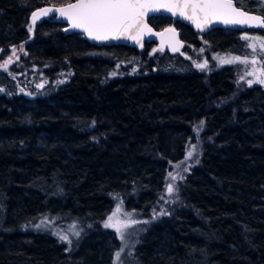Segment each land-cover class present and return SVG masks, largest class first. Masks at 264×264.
<instances>
[{"label":"trees","instance_id":"obj_1","mask_svg":"<svg viewBox=\"0 0 264 264\" xmlns=\"http://www.w3.org/2000/svg\"><path fill=\"white\" fill-rule=\"evenodd\" d=\"M70 1L0 0V61L23 46L0 69V264H112L106 215L123 204L146 218L170 172L179 197L135 225L121 264H264V86L240 85L236 65L200 69L180 53L90 44L51 18L31 24L35 7ZM186 30L205 57L241 50L237 31Z\"/></svg>","mask_w":264,"mask_h":264},{"label":"snow or ice","instance_id":"obj_2","mask_svg":"<svg viewBox=\"0 0 264 264\" xmlns=\"http://www.w3.org/2000/svg\"><path fill=\"white\" fill-rule=\"evenodd\" d=\"M161 9L171 13L173 16L179 15L181 18L191 21L201 31L214 22L225 25H248L250 27L258 26L264 28V18L249 15L245 11L238 9L234 6L233 0H75V3H67L64 7H45L33 11L32 23L35 25V22L41 16H47L55 11L59 13L60 17L69 22L72 29H79L89 39L107 41L123 38L133 40L139 44L141 43L140 38L144 34H156L152 33V29L145 18L149 12H159ZM65 30L67 31V29ZM29 31H32L31 27ZM165 31L175 33L173 28L165 29ZM244 39H249V37L245 36ZM253 39H259V37ZM248 47L252 48L254 52L256 51L255 43L249 44ZM259 47L261 53L264 54V40H261ZM16 51L15 48L12 49V55L3 64H0V69L7 71L8 65L13 62V57L15 56L16 59H19L16 56ZM20 51H23V46H21ZM217 59H219L221 64L233 62L249 63L247 58L242 60L238 56L230 59L217 57ZM251 63L256 65L259 61L254 56ZM206 65L207 62L205 61L204 64H197V67L203 69ZM258 72L259 75H257ZM246 75L255 77L254 80L247 81L250 87L253 83L264 85V78H261L264 77V70L253 68ZM0 91H3V89L0 88ZM192 149H195V145H192ZM192 155L193 151H189L186 159L191 158ZM185 171H187V168H185ZM169 177L172 181L177 179V175L171 172ZM166 188L169 195L176 191L173 183L167 184ZM163 198L162 196L161 199ZM117 212H119V209H117ZM115 216L116 213L109 216L104 227L114 228L119 238L123 241V229L127 228L129 224L119 220L113 222ZM137 222L135 220L131 221L132 224ZM48 224V219L44 218L36 227L40 228ZM74 234L79 236V232ZM59 238L71 244L66 235H59ZM122 251L123 249L116 252L117 262L120 261Z\"/></svg>","mask_w":264,"mask_h":264},{"label":"rangeland","instance_id":"obj_3","mask_svg":"<svg viewBox=\"0 0 264 264\" xmlns=\"http://www.w3.org/2000/svg\"><path fill=\"white\" fill-rule=\"evenodd\" d=\"M244 1V0H243ZM249 6L251 8H253L254 10H257L258 13H261L264 15V0H252L249 2ZM258 8V9H257ZM239 39L242 40V44L241 46H237V49H241L240 52H231V51H213L210 50L209 51V55L207 57L206 53L207 49L206 48H201V49H194V45L193 44H189L188 41L186 40V42L184 43V47L181 49V51L179 52L180 55L184 58H189L190 61H198L195 62L194 64H204L205 61L207 62V65H210L211 63L214 64L217 67H221V66H225V65H236L238 68V74H237V82L242 85V84H246L248 85L247 81L249 80H254L255 77L254 76H249L246 75L247 72L252 71L253 68L259 69V70H264V54L261 53V49L259 47L261 40H264V31H240L239 33ZM247 36L249 37V39H244V37ZM259 37V39H253ZM199 39L203 40L201 37H199ZM199 39L197 41H199ZM255 43L256 44V51L254 52L252 48H249L248 45ZM230 46V45H229ZM186 47V48H185ZM15 48L16 51V56L20 55L23 51H20L21 46H13L10 48L8 56L12 55V49ZM185 48V50H184ZM157 50V48L155 46H150L148 48V52L149 53H153ZM240 57L242 60L244 58H247L249 63L248 64H242L240 62H233V63H228V64H221L219 59H217V57L220 58H225V59H230L232 57ZM255 56L256 60L259 61V63H257L256 65H253L251 63L252 58ZM6 59V58H5ZM8 59V58H7ZM16 57H13V60H15ZM133 61H129V63H132ZM4 61H0V64H3ZM122 64V65H120ZM124 62H117L116 69H113L111 71V74L115 75L118 74V67H122L126 66L124 65ZM207 67V66H206ZM134 67H130V70H133ZM257 75H259V72L257 73ZM264 78V77H261ZM253 84H258V83H253ZM252 84V85H253ZM261 85V84H259ZM264 86V85H262ZM201 142H199L198 140V134H194L192 141L189 143L186 153H185V160H191V159H196L198 153H199V147H200ZM192 145H195V149H192ZM189 151H193V155L191 158H187V154ZM177 175V179L175 181H172L171 178L168 179V182L164 185L163 189H162V195L160 196V198L158 199V201L155 203V209L152 208V210L150 209V207L147 208L146 212V218L144 219H140L138 216H136L135 212L133 213L131 206H127L125 208V206L123 204H115L113 205L112 209H110V211L108 212V214L106 215L105 219H104V224L105 222L108 220L109 216H112L113 213H116V216L113 218V222H115L116 220H119L121 222H126L129 224V226L127 228H124V240L122 241L119 236L117 235L116 231L114 228H109L111 229L115 236H116V242H115V248H114V254H113V262L112 264H121V262L123 261V259L126 257L128 259L131 258L133 250H134V246L136 243V238L139 235V232H137V230H139V228H137V226L135 227V225H144L145 223H147L148 221L156 218L158 215H160L162 212H164L165 208H167L169 205H171L172 202L176 201V199L179 197L177 191H174L173 194L169 195L167 193V184L169 183H173V182H178L181 179V175L178 176ZM164 197L163 199H161V197ZM147 198V197H146ZM167 201V202H166ZM119 202V201H116ZM117 209H119V212H117ZM130 214V215H129ZM135 220L138 221L135 224H132L131 221ZM71 233L73 232V230L70 231ZM121 249H123L122 253H121V257H120V261L117 262L116 260V252L120 251Z\"/></svg>","mask_w":264,"mask_h":264},{"label":"water","instance_id":"obj_4","mask_svg":"<svg viewBox=\"0 0 264 264\" xmlns=\"http://www.w3.org/2000/svg\"><path fill=\"white\" fill-rule=\"evenodd\" d=\"M67 3H75V0L67 2ZM67 3L61 4V5H42V6H38L35 7L31 13H30V17L29 20L32 23V12L33 11H37L41 8H45V7H53V8H57V7H64L66 6ZM233 4L235 7H237L234 3L233 0ZM238 9L245 11L246 13H248L249 15H253V16H258L263 18V15L257 12H253V11H248L245 10L243 8L237 7ZM153 15H163V16H168L170 17L173 21H180L183 24L187 25L189 28H191V30L196 31V32H200V33H207L210 30H213L215 28H220V29H227L230 31H244L246 29H250V30H262L264 31V28L262 27H258V26H248V25H225L219 22H214L211 25L207 26L204 28L203 31L199 30L191 21L185 20L183 18H181L179 15L177 16H173L171 13L164 11L163 9H161L159 12H149L148 15L146 16L145 20L148 23V18L150 16ZM45 18H51L52 21H56V22H61L63 23L65 26L63 28V32L64 33H80L82 35V38L85 39L86 41H88L90 44L96 45V46H101V45H117V44H121V45H129L135 48V50L137 51H141L144 48V43L145 42H156L158 44V46L160 47V49L164 52H169V53H178L181 49H182V38H181V34L179 32V30L175 29V33L172 32H166L165 29H169L170 27L161 29V30H155L149 23V27L152 29V33H156V34H150V33H146L144 34L140 39H141V43H136L133 40H128V39H116V40H107V41H96V40H92L89 39L82 31H80L79 29H72L69 22L60 17L58 12H51L49 13L47 16H41L35 23L39 22L42 19ZM67 29V31L65 30ZM174 29V28H173Z\"/></svg>","mask_w":264,"mask_h":264},{"label":"flooded vegetation","instance_id":"obj_5","mask_svg":"<svg viewBox=\"0 0 264 264\" xmlns=\"http://www.w3.org/2000/svg\"><path fill=\"white\" fill-rule=\"evenodd\" d=\"M244 1H248V0H244ZM249 1H252V0H249ZM234 3H235V5L237 6V7H240V8H243L244 9V7H241V6H239V3L236 1V0H234ZM245 10H247V9H245ZM248 11H253V12H257V11H255L254 9L253 10H248ZM258 13V12H257ZM261 14V13H260ZM263 15V14H262ZM263 18H264V15H263ZM148 23L155 29V30H161V29H164V28H167V27H170V28H174V29H177V30H179V32H180V34H181V38H182V48L184 47V43L186 42V40H187V36H186V34H185V29H189V30H186L187 31V33L189 34V32L191 33V32H196V31H193V30H191V28H189L187 25H185V29L183 30V23L182 22H180V21H173L170 17H168V16H163V15H153V16H150L149 18H148ZM247 30H250V29H246V30H244V31H247ZM225 31H229V30H227V29H220V28H215V29H213V30H210L209 32H207V33H200V32H196L197 33V35H205V37L206 38H209L210 36H212V35H214L215 33H217V32H225ZM250 31H261V30H250ZM232 32H234V31H232ZM239 33V32H238ZM239 35V34H238ZM155 46L156 48H158L159 50H161L160 49V47L158 46V44L156 43V42H153V41H151V42H145L144 43V48L143 49H145V48H149L150 46ZM101 46H121V47H124V48H130V49H135L134 47H132V46H129V45H121V44H117V45H101ZM162 51V50H161ZM181 51V50H180ZM179 51V52H180ZM178 52V53H179Z\"/></svg>","mask_w":264,"mask_h":264}]
</instances>
